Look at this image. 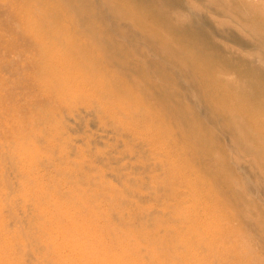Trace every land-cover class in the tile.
<instances>
[{"label":"rangeland","instance_id":"1","mask_svg":"<svg viewBox=\"0 0 264 264\" xmlns=\"http://www.w3.org/2000/svg\"><path fill=\"white\" fill-rule=\"evenodd\" d=\"M20 1L0 0V200L23 264H262L264 0Z\"/></svg>","mask_w":264,"mask_h":264},{"label":"bare ground","instance_id":"2","mask_svg":"<svg viewBox=\"0 0 264 264\" xmlns=\"http://www.w3.org/2000/svg\"><path fill=\"white\" fill-rule=\"evenodd\" d=\"M18 1V0H17ZM20 1V0H19ZM52 1V0H51ZM130 1V3H131V5H132V7H133V9H135V10H139V9H141L142 8V5H144V6H146V4H145V2L143 3H141L139 0H129ZM136 1H138V2H140L139 4H138V2H136ZM149 1L147 0V3H148ZM20 3H21V1H20ZM150 3V2H149ZM235 3H237V5H240L241 4V2H240V0H235ZM16 4H18V3H16ZM21 5V4H20ZM117 5V4H116ZM129 5V4H128ZM149 6V5H148ZM59 7V6H58ZM83 7V6H82ZM166 7V5L164 4V6H163V4H162V9L163 8H165ZM61 8V7H60ZM123 8H125V6L122 4V9ZM137 8V9H136ZM80 11H81V13L79 14L80 15V18L82 19V20H84V21H86L87 23H91V21H92V19H90L91 18V12H89V14L88 13H84L85 11L82 9V8H78ZM125 9H127V8H125ZM146 9V8H145ZM147 9H149V8H147ZM160 9V8H159ZM19 10V9H18ZM63 10V9H62ZM21 11V10H20ZM91 11H94V10H91ZM126 11V10H125ZM141 11V10H140ZM143 11H144V9H143ZM152 11H153V9H152ZM55 12H57V10L56 9H51V11H50V13L51 14H53V15H56L55 14ZM63 12V11H62ZM96 12V11H95ZM142 12V11H141ZM18 13H19V11H18ZM34 13V12H33ZM93 13V12H92ZM94 15H95V13H93ZM145 14H147V13H145ZM151 15L152 14H154V16L156 15L155 14V12L153 11V12H151L150 13ZM149 14V15H150ZM60 15V14H59ZM67 15V14H66ZM131 15V14H130ZM147 16V15H146ZM57 17H59V16H57ZM138 17H140L139 15H138ZM143 17H145V16H143ZM150 17V16H149ZM64 18H66V16H64ZM67 19V18H66ZM65 19V20H66ZM69 19V18H68ZM137 19V18H136ZM149 20V22H151V20H150V18H148ZM25 20V19H24ZM23 20V21H24ZM153 20V19H152ZM20 21H21V18H20ZM68 21V20H67ZM135 22H137L136 24H140L141 25V21H140V19L138 18L137 20H135ZM143 23V22H142ZM162 23L168 28V29H170V22H168V21H166L165 19L162 21ZM93 24V23H92ZM155 24V23H154ZM161 27L163 28V29H167L166 27H164V26H162L161 25ZM62 29V28H61ZM167 29V30H168ZM172 29H173V27H172ZM152 31H154V30H152ZM172 31H174V30H172ZM177 32V31H176ZM172 34H174V35H178V33H174V32H171ZM158 35V34H157ZM156 35V36H157ZM42 38V37H41ZM46 39V38H45ZM170 39V43H173V44H175V46L176 47H181V43L177 40V39H174V38H169ZM34 40H35V38H34ZM44 40V39H43ZM42 41V40H41ZM33 42V41H32ZM35 42V41H34ZM39 43L40 42H38V45H39ZM36 45H37V41H36ZM189 46V45H188ZM194 46V45H193ZM81 51V52H83L82 54L87 58V60L88 61H90V60H94V59H96V58H98V56L95 54V52L93 51V50H88V48H87V46H78V47H75V49H76V53H79L78 52V49ZM199 54V53H198ZM57 55V54H56ZM205 55V54H204ZM200 56V55H199ZM54 57V59H55V55L53 56ZM60 57V56H59ZM103 57V56H102ZM204 57V56H203ZM63 58V57H62ZM62 58H61V60H62ZM77 58H78V56H77ZM59 59V58H58ZM103 58H101L100 60H102ZM203 59V58H202ZM63 60H64V58H63ZM60 60H58V62H59ZM79 61H80V59H79ZM54 62H55V60H54ZM101 62V61H100ZM201 62V61H200ZM56 63H57V60H56ZM83 63V62H82ZM94 63H96L97 64V62H96V60H94ZM102 63V62H101ZM193 63H195V61L193 62ZM192 64V63H191ZM56 65H58L60 68H61V65H59L58 63L57 64H55V66ZM101 65H103V64H101ZM196 65H197V63H196ZM199 65V64H198ZM202 65V64H201ZM204 65V64H203ZM206 65V64H205ZM208 65V64H207ZM45 66V65H44ZM47 66V65H46ZM55 66H54V68H55ZM57 66V67H58ZM210 66V65H209ZM47 67H49V66H47ZM56 67V69H58ZM46 68V67H45ZM52 68V67H51ZM91 68H92V66H91ZM104 68H105V66H104ZM53 69V68H52ZM62 69V68H61ZM99 69H101V68H99ZM46 70H48V69H46ZM65 70V69H64ZM198 70H199V72L200 73H207L208 75L209 74H212L211 72H212V70H211V67H208V68H205L204 69V67H202V66H198ZM52 71V70H51ZM53 71L55 72L56 70H54L53 69ZM61 71V70H60ZM97 71V70H96ZM66 72V71H65ZM104 72V71H103ZM198 72V71H197ZM56 73V72H55ZM62 73V72H61ZM60 73V74H61ZM47 74H49V73H47ZM64 74V73H63ZM57 75H58V72H57ZM62 75V74H61ZM197 75H198V73H197ZM200 75V74H199ZM211 77V76H210ZM201 80V79H200ZM212 81V80H211ZM205 82V81H204ZM214 83V82H213ZM215 84V83H214ZM217 84V83H216ZM202 85H203V81H202ZM204 85H205V83H204ZM209 85V87H213L212 85V82L211 83H209L208 84ZM207 87V86H206ZM221 87V86H220ZM211 89H213V88H211ZM211 89L210 90H207V97H209L212 93H211ZM221 89V88H220ZM205 90V89H204ZM217 90V89H216ZM221 91V90H220ZM216 92V91H215ZM214 93V92H213ZM219 93V92H218ZM205 95V94H204ZM212 102L213 103H215V104H217L218 106H222V98H221V100L219 99V97H216L215 96V98L213 97V95H212ZM180 107V106H179ZM221 111V110H220ZM237 127V126H236ZM236 129V131H237V128H235ZM198 136V135H197ZM196 136V137H197ZM199 136H200V134H199ZM198 136V141H200V140H202V141H204L205 142V140H204V138L202 137V136H200L199 137ZM208 142V141H207ZM205 144H207V143H205ZM204 145V144H203ZM203 145H201V150H202V152H204L205 150H207V149H209V147L211 146L209 143L207 144V146L208 147H203ZM2 200H0V201H4V205L2 206V208H1V210L3 211V214L4 215H7V219L9 220V221H3V224H5V226L6 227H3V226H1L0 227V264H23V262H22V259L24 258V250L22 249V248H20V241H21V229H20V226L18 225V222H17V219L18 218H21L23 215H24V212H23V209H20L19 207H17V204H14V201H12V199H10V197H9V195L6 193L4 196H3V198H1ZM8 199L10 200V203L7 205V203H6V205H5V200H7L8 201ZM15 205V206H14ZM12 220H15V221H12ZM11 225H15V228H14V239L12 240V239H9V233H8V231H7V228L9 227V226H11ZM17 246V247H16ZM256 261H257V259H256ZM255 262V261H254ZM253 262V263H254ZM258 262V261H257ZM260 264V263H259ZM262 264H264V262L262 263Z\"/></svg>","mask_w":264,"mask_h":264}]
</instances>
